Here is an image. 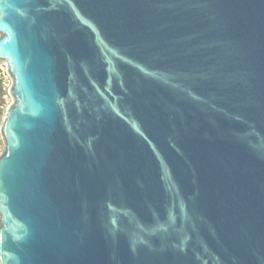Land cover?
<instances>
[{"label":"water","instance_id":"obj_1","mask_svg":"<svg viewBox=\"0 0 264 264\" xmlns=\"http://www.w3.org/2000/svg\"><path fill=\"white\" fill-rule=\"evenodd\" d=\"M0 264H264V0H0Z\"/></svg>","mask_w":264,"mask_h":264},{"label":"rangeland","instance_id":"obj_2","mask_svg":"<svg viewBox=\"0 0 264 264\" xmlns=\"http://www.w3.org/2000/svg\"><path fill=\"white\" fill-rule=\"evenodd\" d=\"M1 38V35H0ZM0 71H1V77L3 80V90L7 93V95L4 97V103H5V108H6V113L8 111V109L12 106L15 105V99L14 96L10 94V89L12 87L13 84V80L12 77L10 76V74L8 73V69H7V64L6 61H4L3 63H0ZM6 116V114H5ZM5 116L0 124V128L1 125L5 119ZM5 151V144L3 141V138L1 137V142H0V156L4 153Z\"/></svg>","mask_w":264,"mask_h":264},{"label":"trees","instance_id":"obj_3","mask_svg":"<svg viewBox=\"0 0 264 264\" xmlns=\"http://www.w3.org/2000/svg\"><path fill=\"white\" fill-rule=\"evenodd\" d=\"M7 95V93L3 90V80L1 77V71H0V124L6 114V106L4 103V97ZM0 142H1V133H0Z\"/></svg>","mask_w":264,"mask_h":264}]
</instances>
